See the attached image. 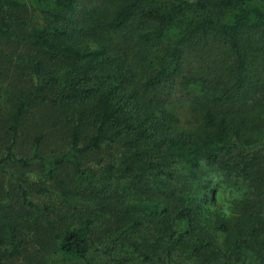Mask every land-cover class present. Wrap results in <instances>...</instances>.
I'll list each match as a JSON object with an SVG mask.
<instances>
[{
    "label": "trees",
    "instance_id": "trees-1",
    "mask_svg": "<svg viewBox=\"0 0 264 264\" xmlns=\"http://www.w3.org/2000/svg\"><path fill=\"white\" fill-rule=\"evenodd\" d=\"M0 176V264H264V0H0Z\"/></svg>",
    "mask_w": 264,
    "mask_h": 264
},
{
    "label": "rangeland",
    "instance_id": "rangeland-1",
    "mask_svg": "<svg viewBox=\"0 0 264 264\" xmlns=\"http://www.w3.org/2000/svg\"><path fill=\"white\" fill-rule=\"evenodd\" d=\"M9 89V87H8ZM7 89V90H8ZM10 90V89H9ZM181 94H174L171 98V105L170 109L173 110L179 117H181L183 120L187 118L188 115V103L180 97ZM25 130L30 131L31 135L34 136V133H36V126L27 123L25 125ZM42 147V150L45 152L50 153L49 149H52V146ZM35 152V149L32 146V138L28 139V135L26 133L25 138L22 139V141L19 142V146L16 149V153L21 156H27L30 158ZM98 156L96 155H90L83 159L84 163L86 165L91 166L95 170H99L101 167L98 165ZM10 169V172L13 174H18V172H21L20 167L16 165H9L8 167ZM66 174H63L62 177H64ZM29 183L27 185L29 191H30V201H32L34 204L39 205L40 207L45 206L46 204H52L54 201L51 199L50 195L48 193L43 192L42 190L48 189L50 191H54L56 189L55 185H52V181L50 180V176L47 175L43 169L39 165H35L33 167L32 172L26 171L24 176ZM1 183H4L5 189L8 191L12 190L11 188L15 186L16 180L15 178L11 176H0V185ZM225 191L223 188H219L216 190L215 195V204L214 206H221L225 207ZM213 207V206H212ZM217 239H220L217 237ZM29 240V239H28ZM30 243V240H29ZM36 247L32 242L29 245V250L26 255H24L22 258L14 259L10 261L8 264H26L27 262H31L33 264H83L82 262H65L60 259H57L56 257H45L44 255H39L37 253ZM117 254L121 257L125 256V253L117 252ZM92 260L94 264H109V260L104 257L101 253L94 251L92 254ZM130 264H141L140 262L130 263Z\"/></svg>",
    "mask_w": 264,
    "mask_h": 264
}]
</instances>
